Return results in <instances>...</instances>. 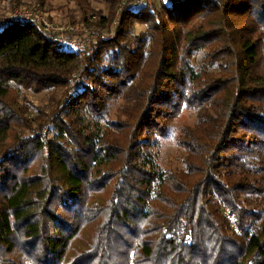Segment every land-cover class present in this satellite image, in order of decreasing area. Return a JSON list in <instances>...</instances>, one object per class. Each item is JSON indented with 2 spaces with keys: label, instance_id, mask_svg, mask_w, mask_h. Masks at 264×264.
Returning <instances> with one entry per match:
<instances>
[{
  "label": "trees",
  "instance_id": "16d2710c",
  "mask_svg": "<svg viewBox=\"0 0 264 264\" xmlns=\"http://www.w3.org/2000/svg\"><path fill=\"white\" fill-rule=\"evenodd\" d=\"M102 1L85 53L0 25V264H264V0Z\"/></svg>",
  "mask_w": 264,
  "mask_h": 264
},
{
  "label": "rangeland",
  "instance_id": "374dc122",
  "mask_svg": "<svg viewBox=\"0 0 264 264\" xmlns=\"http://www.w3.org/2000/svg\"><path fill=\"white\" fill-rule=\"evenodd\" d=\"M144 4V0H142ZM157 1V0H156ZM168 3V0H163ZM87 5L91 8L90 12L85 14L82 18L79 6L76 0H45L42 7H35L34 0H0V25L4 23L7 18H10L11 13L20 9H36L39 14L51 23L55 28H48L47 32H54L56 37L66 39L70 43L65 44L66 47L73 50H81L82 52H89L93 47H96V39L98 36L102 38H109L114 36V28L118 19L117 8L113 19L109 22H101V16L107 18L109 14V7L102 0H85ZM137 3V2H136ZM25 4V5H23ZM141 5V4H139ZM84 19V20H83ZM54 29V30H53ZM145 26L136 23L133 27V32L138 35L143 32ZM46 31V30H45ZM62 43V42H61ZM72 45V46H70ZM260 71L264 72V54L261 59ZM72 88L79 86L78 80L70 82ZM19 102L27 107L39 106L43 108L47 103L48 91L43 90L34 92L23 88L18 89ZM118 103V102H117ZM116 104L114 105V107ZM33 117L32 111L28 114ZM193 114L189 111H184L180 117L171 125L169 135L160 139V145L157 150V161L162 167L180 166L183 156V151L175 141V134L177 133L179 125L183 123H192ZM259 200L264 204V191L259 195ZM223 210V214L228 219L229 224L236 229L233 221V215L228 211ZM75 247H78L75 244Z\"/></svg>",
  "mask_w": 264,
  "mask_h": 264
},
{
  "label": "built area",
  "instance_id": "2783aa9c",
  "mask_svg": "<svg viewBox=\"0 0 264 264\" xmlns=\"http://www.w3.org/2000/svg\"><path fill=\"white\" fill-rule=\"evenodd\" d=\"M138 2L141 3L140 0ZM37 11L38 10H36V9H29V10L20 9V10H15V11H13L11 13L10 18L11 19H17V20H35L38 23H40L43 26L44 30H46V31H49L48 28H55V27L51 26V24H49V23H51L50 21L48 23L46 21V19L43 18L39 14V12H37ZM57 39L60 40L62 43H65V44H68V45L70 44L68 42V40H66V39L63 40V39H60L59 37H57ZM70 46H72V45H70Z\"/></svg>",
  "mask_w": 264,
  "mask_h": 264
}]
</instances>
